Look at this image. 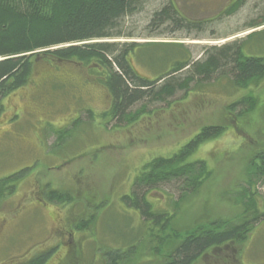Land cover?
Segmentation results:
<instances>
[{
  "label": "rangeland",
  "instance_id": "374dc122",
  "mask_svg": "<svg viewBox=\"0 0 264 264\" xmlns=\"http://www.w3.org/2000/svg\"><path fill=\"white\" fill-rule=\"evenodd\" d=\"M174 1L187 18L213 21L202 33L151 32L154 13L168 0H145L143 8L123 23L124 32L133 37L115 42L184 44L192 60H197L207 48L264 30V26L245 28L261 22L264 0H244L234 15L216 19L233 0ZM163 49H150L145 58L140 55L142 62H134L137 72L152 78L164 73L168 63ZM246 53L264 57V35L252 37ZM92 75L74 62L38 61L30 82L4 101L0 179L22 171L24 175L16 192L0 203V264H25L39 256L47 257L43 264H105L108 251L122 248L131 252L124 264H159L161 257L151 250L150 225L122 198L130 194L143 165L174 154L209 125L222 124L226 130L202 144L189 160L206 161L212 177L181 202L179 210L174 206L180 195L176 184L163 185L147 197L155 211L176 212L172 227L179 233L216 220L237 221L242 213L230 197L245 186L247 166L264 146V79L259 87L242 90L226 80L213 81L183 100L180 92L171 107L154 105L150 114L123 127L103 118L111 98L91 80ZM250 94L258 99L253 112L242 118L227 112V106ZM62 131L67 134L59 141ZM255 188L263 205L264 180ZM51 189L72 200L59 203L42 198ZM34 192L41 194L39 202ZM152 230L158 232L157 227ZM196 264H264V219L246 242L211 249Z\"/></svg>",
  "mask_w": 264,
  "mask_h": 264
},
{
  "label": "trees",
  "instance_id": "16d2710c",
  "mask_svg": "<svg viewBox=\"0 0 264 264\" xmlns=\"http://www.w3.org/2000/svg\"><path fill=\"white\" fill-rule=\"evenodd\" d=\"M144 3L145 0H0V117L5 111V99L30 82L38 61L54 64L69 61L88 68L93 73L91 80L103 86L111 98L103 118L123 127L133 126L150 114L152 106L171 107L179 101L173 99L180 92H184L180 98L183 100L193 90L204 89L213 81L226 80L238 90L259 87L264 79V57L247 54L246 45L252 37L264 35V30L207 48L197 60H192L184 44L115 42L133 37L124 32L123 23L140 11ZM243 4L244 0H233L215 19L234 15ZM212 21L189 19L174 0H168L154 13L149 30L161 31L159 34L164 36L202 33ZM262 26L264 14L261 22L249 23L245 28L255 30ZM150 49L155 52L163 49L164 61L168 63L167 70L155 78L140 75L134 66L135 60L140 55L145 58ZM255 95L236 100L227 106V112L235 118L253 112L258 103ZM137 105L140 107L134 110ZM225 130L222 124L205 126L174 154L147 162L136 176L130 194L122 198L126 206L137 210L150 225L151 243L154 240L151 250L161 257L159 264H196L211 249L246 242L264 219V201L261 205L255 188L264 180V146L247 166L245 186L230 197L242 210L237 221L216 220L179 233L172 227L176 212L155 211L147 197L163 185L176 184L180 195L174 206L179 210L180 203L198 193L213 175L206 161L189 158L202 144L220 137ZM66 134L67 131L60 132L58 140H64ZM23 175L24 171L0 179V203L16 192ZM43 196L51 202L72 200L68 194L52 189ZM153 227L158 228L157 233ZM130 253L126 248L108 251L105 264H124ZM46 258L39 256L25 264H43Z\"/></svg>",
  "mask_w": 264,
  "mask_h": 264
},
{
  "label": "flooded vegetation",
  "instance_id": "af4514ba",
  "mask_svg": "<svg viewBox=\"0 0 264 264\" xmlns=\"http://www.w3.org/2000/svg\"><path fill=\"white\" fill-rule=\"evenodd\" d=\"M18 184H19V182H18ZM35 193V197L37 198V201L38 200H40L41 198L40 197H37V196H41V194L40 193H38V192H34ZM39 202V201H38ZM81 223V224H80ZM79 224H80V226H82V227H84L83 225V222H79ZM83 224V225H82ZM71 227H74V226H72V225H70ZM76 230H79L80 228H79V225H77L76 227ZM58 247H61V245H58L56 248H58ZM49 253H50V251H49Z\"/></svg>",
  "mask_w": 264,
  "mask_h": 264
}]
</instances>
